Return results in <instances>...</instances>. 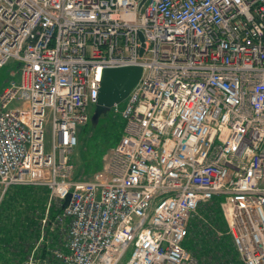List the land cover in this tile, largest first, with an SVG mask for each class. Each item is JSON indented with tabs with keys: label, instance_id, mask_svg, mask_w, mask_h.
<instances>
[{
	"label": "built area",
	"instance_id": "obj_1",
	"mask_svg": "<svg viewBox=\"0 0 264 264\" xmlns=\"http://www.w3.org/2000/svg\"><path fill=\"white\" fill-rule=\"evenodd\" d=\"M10 61L0 205L13 186L44 187L60 209L47 226L66 230L64 249L44 233L51 248L17 264H121L130 248L124 264H199L183 243L215 197L242 263L264 264V0H0ZM130 65L142 76L111 108L122 136L75 177L101 72Z\"/></svg>",
	"mask_w": 264,
	"mask_h": 264
},
{
	"label": "trees",
	"instance_id": "obj_2",
	"mask_svg": "<svg viewBox=\"0 0 264 264\" xmlns=\"http://www.w3.org/2000/svg\"><path fill=\"white\" fill-rule=\"evenodd\" d=\"M105 116L110 117V147L113 148L122 136L124 124L113 110ZM88 124L92 127L90 122ZM96 166L90 177L100 169L101 161H96ZM75 177L88 179L80 177L77 171ZM46 192V188L34 186H13L7 190L0 206V264L19 263L26 258L31 242L41 237L36 212L45 210ZM220 202L221 198L215 197L207 206H199L196 214L200 212L203 221L198 223L196 214L192 217L183 246L197 258L199 264H243L231 237L227 234V224ZM57 212H60L59 208L51 213ZM215 230L223 235L216 236ZM46 233L47 231L45 237L53 242V236H46ZM42 251L44 252V249Z\"/></svg>",
	"mask_w": 264,
	"mask_h": 264
},
{
	"label": "rangeland",
	"instance_id": "obj_3",
	"mask_svg": "<svg viewBox=\"0 0 264 264\" xmlns=\"http://www.w3.org/2000/svg\"><path fill=\"white\" fill-rule=\"evenodd\" d=\"M13 70H16V67L12 61H10L6 66L0 68V92L4 90L12 80L18 79L16 73ZM123 103L124 102H122L121 104ZM89 110L90 114H92L94 106H91ZM108 113H110V111ZM111 141L112 139L109 116H102L97 126L95 127H90V125L88 124L85 127H81L79 129L78 145L75 148L72 159L75 165V171H77L80 177L89 178L90 174L94 172L93 169L97 167L96 161H101L102 164L103 158L106 157L112 149V147H110ZM45 142L47 150L50 146V137L48 135L45 136ZM46 196L47 200L44 205L45 210H43L42 212H36V216L38 218V230L39 232L41 231V235L44 234L45 231H47L46 236H53V242L57 246L55 248L61 250L64 249V245L66 244V230L64 226H61V224H56L59 226L55 228L56 231L47 226V222L52 221V223H54L55 221L58 212L53 214L51 212L59 208L58 201L54 198V196L51 195L49 190H47ZM205 206H207V204L202 207ZM51 215L53 217H51ZM195 218L198 223L203 221V217L200 212H198V215ZM214 233L219 237L223 235L220 231L217 230H215ZM43 246H46V249L51 248V246L47 244V240L41 239V237H39V239H37L36 241L31 242V248L25 257L30 255H42ZM130 254L131 248L127 250L121 264L125 263ZM51 264L57 263L51 262Z\"/></svg>",
	"mask_w": 264,
	"mask_h": 264
},
{
	"label": "water",
	"instance_id": "obj_4",
	"mask_svg": "<svg viewBox=\"0 0 264 264\" xmlns=\"http://www.w3.org/2000/svg\"><path fill=\"white\" fill-rule=\"evenodd\" d=\"M141 41H143L140 35ZM143 53V47L140 49V55ZM143 69L138 65H130L116 68H104L101 72L99 92L94 110L90 117V123L93 127L97 126L100 118L105 116L112 107L123 102L130 91L139 82ZM70 196H67L63 203L65 208L69 202Z\"/></svg>",
	"mask_w": 264,
	"mask_h": 264
}]
</instances>
